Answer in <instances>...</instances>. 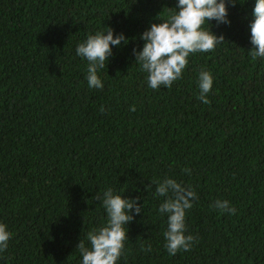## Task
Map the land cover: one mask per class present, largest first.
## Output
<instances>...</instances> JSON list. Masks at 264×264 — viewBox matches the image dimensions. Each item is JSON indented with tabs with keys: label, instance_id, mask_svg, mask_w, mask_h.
<instances>
[{
	"label": "trees",
	"instance_id": "trees-1",
	"mask_svg": "<svg viewBox=\"0 0 264 264\" xmlns=\"http://www.w3.org/2000/svg\"><path fill=\"white\" fill-rule=\"evenodd\" d=\"M257 0L228 4L223 36L190 54L171 88L148 86L136 64L142 34L178 0H0V223L11 234L0 264H82L77 249L106 226L103 193L140 197L117 264H264V58L253 59ZM128 43L88 85L76 55L89 35ZM201 69L213 77L199 99ZM105 109L101 112V107ZM135 106V111H131ZM189 169L190 172L184 171ZM172 178L197 194L186 210L190 251L169 255L168 215L156 181ZM227 200L235 214L213 208Z\"/></svg>",
	"mask_w": 264,
	"mask_h": 264
},
{
	"label": "clouds",
	"instance_id": "clouds-1",
	"mask_svg": "<svg viewBox=\"0 0 264 264\" xmlns=\"http://www.w3.org/2000/svg\"><path fill=\"white\" fill-rule=\"evenodd\" d=\"M237 0H178L173 12L167 19L160 13L156 19L161 23H153L141 38L145 41L142 50L134 49L136 64L147 73L148 86L157 89L160 86L171 88L174 81L182 77L183 70L188 65L190 54L209 52L218 43L224 42L223 36H217L211 30H204L205 22L216 21L218 24H230L228 19V4L234 7ZM255 19L251 24L250 51L253 59L264 58V0H257L254 8ZM128 43L125 34L116 35L114 29L107 27L104 32L89 35L76 49V55L88 61L87 81L90 88L102 89V80L98 76V69L105 67V62L113 54L112 46ZM201 102L210 103L207 94L213 86V77L207 70L201 69L198 78ZM131 111H135L132 106ZM105 109L101 107V112ZM190 172L189 169H184ZM156 195L165 197L159 207L161 214L168 215V227L164 232L165 248L169 255L175 256L180 251H190L196 237L186 235V210L193 207L197 199L196 192L191 187H185L172 178L156 181ZM102 199L108 216V223L98 229L89 231L86 239L90 247L80 240L77 249L82 255V264H117L124 249V242L128 237L127 225L141 213L144 206L138 201L140 197L124 198L109 188ZM213 208L222 212L235 214L236 209L229 206L227 200H216ZM128 229V228H127ZM10 233L7 226L0 223V252L8 247Z\"/></svg>",
	"mask_w": 264,
	"mask_h": 264
}]
</instances>
